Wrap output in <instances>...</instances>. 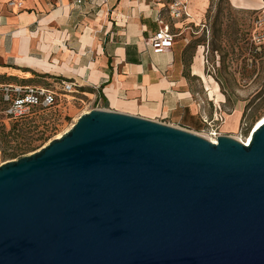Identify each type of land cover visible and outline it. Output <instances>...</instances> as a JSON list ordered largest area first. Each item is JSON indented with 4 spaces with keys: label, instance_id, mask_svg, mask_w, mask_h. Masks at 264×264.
<instances>
[{
    "label": "water",
    "instance_id": "1",
    "mask_svg": "<svg viewBox=\"0 0 264 264\" xmlns=\"http://www.w3.org/2000/svg\"><path fill=\"white\" fill-rule=\"evenodd\" d=\"M250 132L83 113L0 165V264H264V122Z\"/></svg>",
    "mask_w": 264,
    "mask_h": 264
},
{
    "label": "crops",
    "instance_id": "2",
    "mask_svg": "<svg viewBox=\"0 0 264 264\" xmlns=\"http://www.w3.org/2000/svg\"><path fill=\"white\" fill-rule=\"evenodd\" d=\"M259 1L253 10L262 6ZM209 4L187 0V14L170 15L171 25L152 0H109L101 6L91 0H0V82L44 86L43 78L74 81L77 93L104 103L100 109L161 122L187 111L196 114L209 98L207 91L225 102L219 82L206 74L205 44L197 43L194 56L185 49L193 35L209 32ZM166 23L186 43L181 48L174 39L170 49L155 53L149 39ZM199 83L206 93L193 92ZM220 103L210 117L220 113ZM233 119L239 120L237 112L222 125Z\"/></svg>",
    "mask_w": 264,
    "mask_h": 264
},
{
    "label": "rangeland",
    "instance_id": "3",
    "mask_svg": "<svg viewBox=\"0 0 264 264\" xmlns=\"http://www.w3.org/2000/svg\"><path fill=\"white\" fill-rule=\"evenodd\" d=\"M152 1L154 5L162 7L166 22L171 24L173 19L169 13V6L175 0ZM183 1L187 3V0ZM209 2L205 14L209 32L201 37L193 35L185 49L188 55L194 56L198 48L197 43L205 44L204 52L201 48V55L203 62L205 61L206 74L219 82L220 92L225 95V102L220 103L221 101L212 99L207 91L211 100L208 98L205 104L198 106L196 114L187 111L163 121L168 125L210 138L212 130L204 122L203 117L211 116L218 107L217 103H220V112L226 113L227 119L229 114L237 112L239 120L233 119L231 123L228 122L229 126L221 123L218 133L241 139L249 134L254 123L264 116V45L257 49L252 41L251 31L257 11L233 7L231 0ZM249 4L259 7L260 1L254 0ZM175 39L183 48L186 42L182 40V36ZM42 82L44 86L61 89V83L57 78L52 80L43 78ZM197 87L198 90L193 92L206 93L202 84L199 83ZM60 98L57 105L39 110L18 122L9 119L3 113L5 106L0 101V165L39 150L74 125L83 113L104 107L102 101L98 102L95 98L90 99L76 92L61 93ZM196 99L199 104L201 102L199 97Z\"/></svg>",
    "mask_w": 264,
    "mask_h": 264
},
{
    "label": "built area",
    "instance_id": "4",
    "mask_svg": "<svg viewBox=\"0 0 264 264\" xmlns=\"http://www.w3.org/2000/svg\"><path fill=\"white\" fill-rule=\"evenodd\" d=\"M85 0H75V3L82 4ZM96 5L108 4L109 0H91ZM10 5L14 4V1H10ZM21 6V3H18ZM169 13L173 18H180L187 14V3L181 0L173 1L169 6ZM162 23L163 21L160 20ZM252 41L256 44L257 49H261L264 45V0H262V6L258 9L257 15L253 20L252 25ZM175 34L172 32L169 24H163V26L149 39V46L155 53H163L173 46ZM61 89H57L54 86H40V85H22L16 83H0V101L4 104L5 108L3 113L12 120L21 121L31 116L35 112L43 109L53 107L61 100V93H77L78 85L74 81L62 80ZM95 109V108H94ZM100 109V108H98ZM89 112V111H87ZM204 122L212 130L211 135L214 141L217 143V138L220 135L218 128L221 123L225 121V114L220 112L214 114L213 117H203ZM165 123V122H164ZM248 139L245 135L240 139L243 143Z\"/></svg>",
    "mask_w": 264,
    "mask_h": 264
},
{
    "label": "bare ground",
    "instance_id": "5",
    "mask_svg": "<svg viewBox=\"0 0 264 264\" xmlns=\"http://www.w3.org/2000/svg\"><path fill=\"white\" fill-rule=\"evenodd\" d=\"M234 3H236L239 7L245 8V9H256L258 6H250V4L248 3V0H232ZM204 3V2H203ZM247 5V7H246ZM245 6V7H244ZM201 75V74H200ZM205 79V78H204ZM215 91V90H214ZM227 121V118H226ZM225 121V122H226ZM224 122V123H225ZM264 122V116H262L260 119H258L254 125L252 126L251 130L254 131L258 126H260L262 123ZM73 126V124L67 129L65 130L63 133H65L66 131H68L71 127ZM250 130V131H251ZM63 133H60L57 137H60ZM248 139H245V141H248L247 143H249L251 141L252 138V132H249V134L247 135ZM210 139H212L214 141V138L210 137ZM242 139V138H241ZM49 143V142H48Z\"/></svg>",
    "mask_w": 264,
    "mask_h": 264
},
{
    "label": "trees",
    "instance_id": "6",
    "mask_svg": "<svg viewBox=\"0 0 264 264\" xmlns=\"http://www.w3.org/2000/svg\"><path fill=\"white\" fill-rule=\"evenodd\" d=\"M0 83H11V82H0ZM18 122V121H17ZM250 131V130H249ZM248 135V133L246 134V136Z\"/></svg>",
    "mask_w": 264,
    "mask_h": 264
}]
</instances>
